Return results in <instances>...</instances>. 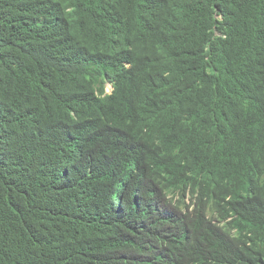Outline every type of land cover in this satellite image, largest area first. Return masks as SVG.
Wrapping results in <instances>:
<instances>
[{"label": "trees", "instance_id": "1", "mask_svg": "<svg viewBox=\"0 0 264 264\" xmlns=\"http://www.w3.org/2000/svg\"><path fill=\"white\" fill-rule=\"evenodd\" d=\"M0 264H264V0H0Z\"/></svg>", "mask_w": 264, "mask_h": 264}, {"label": "rangeland", "instance_id": "2", "mask_svg": "<svg viewBox=\"0 0 264 264\" xmlns=\"http://www.w3.org/2000/svg\"><path fill=\"white\" fill-rule=\"evenodd\" d=\"M106 90L109 92L111 90V85L107 84Z\"/></svg>", "mask_w": 264, "mask_h": 264}]
</instances>
